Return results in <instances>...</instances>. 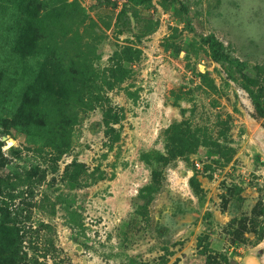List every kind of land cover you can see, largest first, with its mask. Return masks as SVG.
I'll return each mask as SVG.
<instances>
[{
    "label": "rangeland",
    "instance_id": "374dc122",
    "mask_svg": "<svg viewBox=\"0 0 264 264\" xmlns=\"http://www.w3.org/2000/svg\"><path fill=\"white\" fill-rule=\"evenodd\" d=\"M0 264H264V0H0Z\"/></svg>",
    "mask_w": 264,
    "mask_h": 264
},
{
    "label": "trees",
    "instance_id": "16d2710c",
    "mask_svg": "<svg viewBox=\"0 0 264 264\" xmlns=\"http://www.w3.org/2000/svg\"><path fill=\"white\" fill-rule=\"evenodd\" d=\"M202 40L206 42L208 49L210 51V56L213 60H232L231 57L223 50L221 43L212 34H208L202 37ZM246 80H250L246 75L241 74Z\"/></svg>",
    "mask_w": 264,
    "mask_h": 264
},
{
    "label": "water",
    "instance_id": "95a60500",
    "mask_svg": "<svg viewBox=\"0 0 264 264\" xmlns=\"http://www.w3.org/2000/svg\"><path fill=\"white\" fill-rule=\"evenodd\" d=\"M10 144V140H5L4 146H8Z\"/></svg>",
    "mask_w": 264,
    "mask_h": 264
}]
</instances>
